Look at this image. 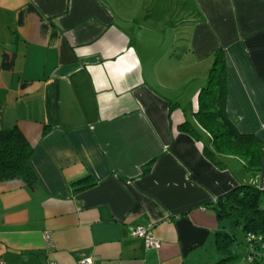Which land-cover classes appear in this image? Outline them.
I'll list each match as a JSON object with an SVG mask.
<instances>
[{"label": "crops", "instance_id": "crops-1", "mask_svg": "<svg viewBox=\"0 0 264 264\" xmlns=\"http://www.w3.org/2000/svg\"><path fill=\"white\" fill-rule=\"evenodd\" d=\"M220 49L226 116L264 152V0H0V130L23 134L36 178L0 182L4 263L215 264L216 233L244 259L210 203L264 191V159L218 153L194 115Z\"/></svg>", "mask_w": 264, "mask_h": 264}, {"label": "trees", "instance_id": "trees-1", "mask_svg": "<svg viewBox=\"0 0 264 264\" xmlns=\"http://www.w3.org/2000/svg\"><path fill=\"white\" fill-rule=\"evenodd\" d=\"M226 69L224 53L220 49L213 57L207 73V82L198 94L197 108L194 113L197 122L211 136L216 151L242 160L249 171H258L264 159L260 141L251 134L238 132L225 113ZM177 104L172 103L171 110ZM184 132L195 134L186 123L179 125ZM204 149L208 158L217 164L210 151ZM32 149L23 134L16 128L0 130V182L22 180L28 185L36 182L29 161ZM82 180L76 182L77 190L90 185ZM87 181V179H84ZM218 218L231 219L233 229L244 234L246 254L244 264H264L260 246L264 244V191L250 186H238L211 202ZM215 244L222 255L215 264L233 261L237 255L231 250L236 244L234 234L216 233Z\"/></svg>", "mask_w": 264, "mask_h": 264}, {"label": "built area", "instance_id": "built-area-1", "mask_svg": "<svg viewBox=\"0 0 264 264\" xmlns=\"http://www.w3.org/2000/svg\"><path fill=\"white\" fill-rule=\"evenodd\" d=\"M132 235L138 238L143 239L145 247L147 249L149 248H156L159 246V242L151 235L149 228H143V227H136L132 231ZM46 240L48 243H50V236L49 234L45 235ZM50 245V244H48ZM0 264H5L3 259L0 257ZM79 264H93V260L85 259L81 260Z\"/></svg>", "mask_w": 264, "mask_h": 264}, {"label": "rangeland", "instance_id": "rangeland-1", "mask_svg": "<svg viewBox=\"0 0 264 264\" xmlns=\"http://www.w3.org/2000/svg\"><path fill=\"white\" fill-rule=\"evenodd\" d=\"M206 82H207V78H206L205 84H206ZM224 220H228V219H224ZM235 232L243 235L242 231L239 230V229L236 230ZM236 237H237V242H238L239 239H240L239 238L240 236L237 234ZM241 243H243L242 240H241ZM234 248H235V251L239 254V258L237 259V261H240V262L244 261V259L240 258L242 256V254H243V250H242L243 249V245H240L239 243H237V245H235ZM234 261H235V259H234ZM215 263H217V262H215ZM242 264H244V262H242Z\"/></svg>", "mask_w": 264, "mask_h": 264}]
</instances>
